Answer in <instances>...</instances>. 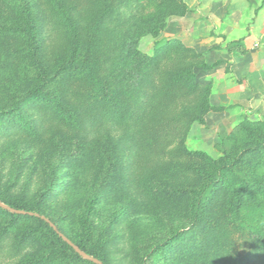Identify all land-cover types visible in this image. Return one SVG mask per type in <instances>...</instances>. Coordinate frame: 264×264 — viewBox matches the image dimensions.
I'll return each instance as SVG.
<instances>
[{
	"label": "rangeland",
	"instance_id": "rangeland-1",
	"mask_svg": "<svg viewBox=\"0 0 264 264\" xmlns=\"http://www.w3.org/2000/svg\"><path fill=\"white\" fill-rule=\"evenodd\" d=\"M25 3L37 24L35 41L25 35ZM163 3L167 26L139 40L143 54L170 40L205 54L211 38L209 51L227 41L234 55L212 71L194 70L208 87L198 106L205 123L192 125L185 146L193 155L175 161L183 170L170 178L153 167L156 160L136 155L130 136L112 124L48 120L42 100L28 99L45 85L60 100L55 111L77 119L80 92L71 93L74 78L64 69L79 65L68 53L77 35L83 48V31H95L96 14L83 10V0H0V204L41 213L104 264H263L264 0ZM111 24L103 31L108 46ZM211 161L248 180L239 213L230 208L232 189L212 183ZM95 197V211L85 217ZM1 205L0 264H90L39 221Z\"/></svg>",
	"mask_w": 264,
	"mask_h": 264
},
{
	"label": "trees",
	"instance_id": "trees-1",
	"mask_svg": "<svg viewBox=\"0 0 264 264\" xmlns=\"http://www.w3.org/2000/svg\"><path fill=\"white\" fill-rule=\"evenodd\" d=\"M182 6L185 9L186 4L182 2ZM83 10L90 12V16L96 14L91 22L95 31L89 34L83 31V48L79 40L81 34L77 35L78 39L74 42L76 47L68 53H73V60L79 61V65L64 69L67 75L74 78L71 93L75 92L77 96L80 92L77 119L67 120L64 113L55 111L54 105L60 100L55 93L45 92V85L37 89L36 96L28 99L42 100L45 113L48 111L45 114L48 120L55 115L69 124H83V128H89L91 124H112L117 131L130 136L135 143L136 155L156 160L157 164L153 167L160 170L162 176H174L183 170L175 161L181 162L193 155L185 146L192 125L205 123L204 113L199 111L198 106L202 96L208 93V87L199 82L194 70L212 71L221 62L208 65L204 53L178 40L157 42L152 56L138 49V42L143 36H158L166 28L167 11L163 0H83ZM23 14L25 35L35 41V37H38L37 24L27 3L24 4ZM110 23L115 24V32L114 42L108 46L103 41L107 38L103 31ZM37 68L41 77H45L44 68L39 62ZM211 164L216 176L212 183L232 189L230 208L239 213L243 196L251 188L248 180L238 176L230 164L219 165L213 161ZM207 189L208 186L203 185L196 192L197 210ZM97 199L95 197L89 202L85 217L94 213ZM5 212L11 213L8 210ZM26 213L48 219L33 210ZM19 216H29L39 221L66 249L83 259L44 220L30 215ZM71 242L86 252L80 242ZM262 258L264 264V256Z\"/></svg>",
	"mask_w": 264,
	"mask_h": 264
},
{
	"label": "crops",
	"instance_id": "crops-1",
	"mask_svg": "<svg viewBox=\"0 0 264 264\" xmlns=\"http://www.w3.org/2000/svg\"><path fill=\"white\" fill-rule=\"evenodd\" d=\"M205 41L207 43L209 42V44H211L210 45L211 46L210 48H208V47L206 48L205 46L204 47L202 46L206 42H204V44L203 43L202 44L199 43L198 46H202L203 47L201 50L204 51L205 54H206V56H205L206 57V63L208 65H213V64H215L217 62H221V64L219 65V67H221L224 64H226V61L231 60V57L234 56L233 54H232V56H230V53L227 50V46H228V42L227 41H225V42H223L221 44H217V46H218L217 49L216 50H213V51H209L215 45V43L213 42V39L209 38V40L207 39ZM219 67H217V68H219Z\"/></svg>",
	"mask_w": 264,
	"mask_h": 264
},
{
	"label": "water",
	"instance_id": "water-1",
	"mask_svg": "<svg viewBox=\"0 0 264 264\" xmlns=\"http://www.w3.org/2000/svg\"><path fill=\"white\" fill-rule=\"evenodd\" d=\"M1 205V204H0ZM1 207H3L4 209H6V210H8V211H10L11 213H15V214H18V215H30V216H35V217H37V218H41L42 220H44L46 223H48L50 226H51V228H53V230L55 231V232H57V234H59V236L63 239V240H65L68 244H69V246L81 257V258H83L84 260H86V261H88V262H92L93 264H103L101 261H99L98 259H96V258H93V257H91V256H89V255H87V254H85L79 247H77L75 244H73V242H71V241H69V240H67L66 238H65V236L63 235V234H61L59 231H58V229L55 227V225L54 224H52L48 219H46V218H44V217H41V216H39V215H37V214H33V213H26V212H23V211H16V210H13V209H11V208H9V207H6V206H4V205H1Z\"/></svg>",
	"mask_w": 264,
	"mask_h": 264
}]
</instances>
